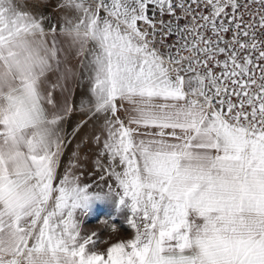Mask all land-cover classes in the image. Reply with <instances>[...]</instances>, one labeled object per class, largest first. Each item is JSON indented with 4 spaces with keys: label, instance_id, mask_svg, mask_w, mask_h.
Wrapping results in <instances>:
<instances>
[{
    "label": "snow or ice",
    "instance_id": "obj_1",
    "mask_svg": "<svg viewBox=\"0 0 264 264\" xmlns=\"http://www.w3.org/2000/svg\"><path fill=\"white\" fill-rule=\"evenodd\" d=\"M0 264H264V0H0Z\"/></svg>",
    "mask_w": 264,
    "mask_h": 264
},
{
    "label": "rangeland",
    "instance_id": "obj_2",
    "mask_svg": "<svg viewBox=\"0 0 264 264\" xmlns=\"http://www.w3.org/2000/svg\"><path fill=\"white\" fill-rule=\"evenodd\" d=\"M110 211L111 209L101 206L91 216L82 217L85 221L82 225V234L85 236L96 234L94 239L97 242L92 246V250L98 253H106L112 244L127 239L131 235V229L128 228L124 217L119 216L114 220L109 216ZM114 223L115 229L113 228Z\"/></svg>",
    "mask_w": 264,
    "mask_h": 264
},
{
    "label": "crops",
    "instance_id": "obj_3",
    "mask_svg": "<svg viewBox=\"0 0 264 264\" xmlns=\"http://www.w3.org/2000/svg\"><path fill=\"white\" fill-rule=\"evenodd\" d=\"M100 216H101V214H100ZM90 229V228H89ZM89 231H91V230H89Z\"/></svg>",
    "mask_w": 264,
    "mask_h": 264
}]
</instances>
